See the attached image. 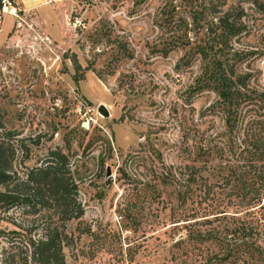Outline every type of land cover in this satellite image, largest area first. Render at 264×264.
I'll list each match as a JSON object with an SVG mask.
<instances>
[{"label":"rangeland","instance_id":"obj_1","mask_svg":"<svg viewBox=\"0 0 264 264\" xmlns=\"http://www.w3.org/2000/svg\"><path fill=\"white\" fill-rule=\"evenodd\" d=\"M7 1L10 14L0 16V110L13 144L20 139L25 147L17 149L13 170L24 179L49 151L67 156L83 216L65 224L71 233L65 263L253 264L246 242L257 237L264 249V212L239 206L224 186L227 159L205 174L218 186L209 199L192 186L182 205L177 188L157 178L191 164L182 151L184 132L188 145L225 133L215 94L196 86L202 61L193 49L207 34L203 22L201 30L192 23L187 0ZM198 1L222 3L240 23L231 42L240 56L237 73L251 74L252 88L264 93V0ZM180 20L186 34L176 27ZM176 35L181 44L170 50ZM119 43L128 58H118ZM248 109L263 119L264 109ZM27 211L0 210V264H32L29 244L50 217Z\"/></svg>","mask_w":264,"mask_h":264},{"label":"trees","instance_id":"obj_2","mask_svg":"<svg viewBox=\"0 0 264 264\" xmlns=\"http://www.w3.org/2000/svg\"><path fill=\"white\" fill-rule=\"evenodd\" d=\"M186 2L192 23L197 30L205 27L207 34L205 41L193 49L194 56H199L202 61L196 86L198 90L215 94L216 109L223 115L225 133L215 135V138L200 139L202 142L192 141L193 144L188 145L189 133L184 132L183 139L187 143L182 151L191 164L185 165L184 173L179 169L156 172L158 181L161 185L177 188L176 195L182 205L186 203L192 186L209 199L218 186L209 183L205 174L212 163L227 159L222 177L224 186L232 189L239 206L264 212V117L259 119L249 115L248 109L249 106L264 109V93L252 88L251 74L237 73L240 56L231 42L240 31V23L221 10L222 3L206 7L203 1ZM172 15L168 13L165 16L170 24H177L171 22ZM176 27L186 34L184 20H180ZM181 40L180 36H174L170 50L179 46L181 43L177 42ZM116 50L118 58L130 56L124 43H119ZM72 62L75 67L73 80L78 83L80 66L75 55ZM98 77H101L99 73ZM13 136L5 126L4 113L0 110V210L20 208L24 212L30 210L32 216L47 211L50 219L42 229L41 237L29 244L30 260L32 264H66L63 248L71 240V233L65 229V224L83 216L77 196L78 185L71 175L69 160L61 150H51L43 165L32 169L24 179H19L13 170L14 159L17 149L23 152L25 147L20 139L16 141L18 145H14ZM53 217H56V222ZM244 238L250 237L244 235ZM256 239L246 243L255 258L253 264H264V249L257 245Z\"/></svg>","mask_w":264,"mask_h":264},{"label":"built area","instance_id":"obj_3","mask_svg":"<svg viewBox=\"0 0 264 264\" xmlns=\"http://www.w3.org/2000/svg\"><path fill=\"white\" fill-rule=\"evenodd\" d=\"M5 13L10 14V2L7 0H2V7L0 10V16L4 15Z\"/></svg>","mask_w":264,"mask_h":264},{"label":"water","instance_id":"obj_4","mask_svg":"<svg viewBox=\"0 0 264 264\" xmlns=\"http://www.w3.org/2000/svg\"><path fill=\"white\" fill-rule=\"evenodd\" d=\"M98 112L103 115L105 118H108L109 117V113L106 109V107L104 105H100L99 108H98ZM107 176L110 175L109 173V170L107 169V173H106Z\"/></svg>","mask_w":264,"mask_h":264}]
</instances>
